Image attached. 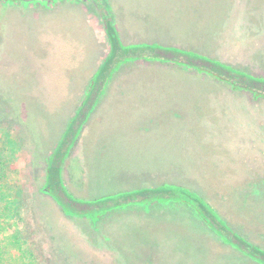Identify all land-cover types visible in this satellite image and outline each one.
Returning <instances> with one entry per match:
<instances>
[{
    "label": "rangeland",
    "instance_id": "1",
    "mask_svg": "<svg viewBox=\"0 0 264 264\" xmlns=\"http://www.w3.org/2000/svg\"><path fill=\"white\" fill-rule=\"evenodd\" d=\"M168 4L172 6V13H167L171 17L179 16L181 4L210 6L212 9L206 14L190 11V15L198 20L196 25L204 24L205 15L212 18L214 30L230 21L264 23V0H170ZM184 9L183 15H188ZM45 13L0 9V252H5L2 264H205L203 253L192 257L190 243L186 245L184 237L194 234L202 242L209 235L214 238L213 246H220L217 232L194 208L183 203L144 202V195H137L105 206L69 204L61 187L55 189L47 181L52 163L63 169L62 185L83 200L162 184L188 187L226 221L231 230L228 237L237 234L249 242L257 241L256 235L264 232L260 225L264 223V199L257 189L264 181V172L241 171L243 165H238L247 163L245 154L252 156L254 141L246 139L252 131L234 128L238 132L213 135L209 126L200 123L201 114L200 121L180 114L188 110L177 109L180 116L165 115L153 124H144V137L141 131L133 130L114 141L94 139L98 132L92 134L90 129L99 92L89 93L84 100V92L47 91L50 85L45 67L34 64V60L43 58L40 44L45 36ZM259 32L260 38L244 41L245 49L233 52L225 47L223 56L237 55L249 69L264 73V68L255 67L264 63V29ZM250 47L254 51H248ZM171 54L165 53V59ZM114 57L112 66L126 60H120V54ZM196 64L209 69L201 62ZM193 72L191 77L174 73L175 79L165 78L166 83L191 82ZM222 74L228 82L264 93L262 86L228 72ZM94 77L97 84L100 79L105 81L104 74L96 73ZM196 78L193 83H201V77ZM212 83L227 85L216 80ZM92 102L95 103L90 109ZM148 119L144 117V121ZM71 120L73 126L67 133ZM237 120L229 124L249 121ZM81 123L84 125L79 140L62 159ZM227 136L232 149H242L243 155L227 156ZM61 144L62 149L56 153ZM112 144L117 146L116 154H112ZM67 204L72 214L65 213L63 205ZM100 210L104 212L95 220L87 217ZM174 234L181 236L180 244L175 252H168L164 245L168 242L162 240Z\"/></svg>",
    "mask_w": 264,
    "mask_h": 264
},
{
    "label": "crops",
    "instance_id": "2",
    "mask_svg": "<svg viewBox=\"0 0 264 264\" xmlns=\"http://www.w3.org/2000/svg\"><path fill=\"white\" fill-rule=\"evenodd\" d=\"M169 2L170 0H110V14L119 42L124 47L135 48L121 59H126L122 64L116 63L105 77V81L101 79L98 84L94 82V76L111 53L103 24L78 4L47 10L44 17L45 36L40 44L43 58L34 60L36 66L45 67L46 80L50 85L47 91L84 92L87 93L84 100L89 93L99 92L90 129L92 134L98 132L96 136L93 135L98 141L118 140L121 135L127 136L133 130L141 131L139 133L144 137V124H153L165 115H179L180 111H176L177 109L188 110L180 114L190 118L197 117L198 120V115L201 114L203 120H200V123L209 126L208 131L213 135L235 129H246L244 132L251 130L252 133L247 134L246 139L254 141L255 147L250 150L252 156L245 154L243 157L247 163L238 165H243L244 169L241 171L264 172V98L256 99L247 90L235 89L231 84L228 86L227 82H223L227 85H215L212 81L219 80L198 72L196 68H202L197 62L210 66L208 61L196 56L201 55L235 69L252 72L253 76L263 77L262 71L256 72L252 67L249 69V65L239 60L237 55L223 56L222 50L228 47L233 52L242 51L247 47L244 46V41L260 38L259 30L264 29V23L230 21L214 30L212 18L207 19L205 15L204 24L196 25L198 20L190 15V11L206 14L211 11L210 6H187L182 5V2L179 16L171 17L167 15L172 13ZM186 7L188 10L184 9ZM183 9L188 11V15H183ZM212 38L216 40L212 41ZM212 44L216 45L215 48ZM216 50L218 54L214 55ZM143 51L148 54L145 58ZM248 51L254 49L250 47ZM165 53H172L166 58L172 60L171 62L166 61ZM174 55H179L177 58L180 59L174 61ZM185 60L192 62L186 63ZM255 67L264 68V63ZM31 68L35 70L33 65ZM191 70H194L191 82L166 83L165 78L175 79L174 73L191 77ZM197 76L201 77L199 84L193 83ZM83 104L84 102L80 106ZM164 109L170 111L165 112ZM240 113L244 116L235 115ZM144 117L150 119L144 121ZM233 120L249 121L229 124ZM137 125L141 128L133 129V126ZM121 126L124 127L118 129ZM227 138L224 145L228 146L231 142L229 136ZM109 146L113 150L112 154H116L117 146ZM222 148L228 151L226 146ZM232 148L233 144H230L227 156L244 154L242 149ZM263 183L264 181L260 186ZM237 196L239 197V194ZM260 225L264 227V223ZM187 235L183 240L186 245L190 243V254L193 257L195 253H203L205 264H260L236 246L224 241L219 234L221 242L218 248L213 246L212 236H205V240L202 239L201 242L194 234ZM180 238L181 236L174 234L167 240H162L168 242L164 244L168 252L176 251ZM255 238L259 239L250 242L264 248V232Z\"/></svg>",
    "mask_w": 264,
    "mask_h": 264
},
{
    "label": "trees",
    "instance_id": "3",
    "mask_svg": "<svg viewBox=\"0 0 264 264\" xmlns=\"http://www.w3.org/2000/svg\"><path fill=\"white\" fill-rule=\"evenodd\" d=\"M102 22L106 27V31L109 37L110 45H111V53L106 58L102 66L100 67L98 74H101L109 65L111 60L113 59V56H115L117 53H129L130 51L135 48L134 46L124 47L119 42L118 36L115 31V27L112 23V21L108 18L106 15L104 18H102ZM199 58L204 59L205 61H208L210 66L208 70H203L199 68L198 66V72L206 73L208 75L213 76L215 79L221 81V82H227L230 83L233 88L235 89H243V90H249L253 92L256 95V99L263 97L264 94H257L254 90L250 88V86H239L236 85L233 82H228L225 78H223V74L225 72H228L230 74H234L242 81L251 82L254 84H262L264 86V77H256L251 74H248L245 71L235 69L231 66H228L224 63H221L218 60H210L207 59L204 56L196 55ZM93 81H91V84ZM89 92V91H88ZM60 170L58 168H55L51 165H49V168L47 170V181L49 183H53V176L56 174H60ZM63 192L65 196L72 202H78V203H84V204H101L106 205L108 203H115L119 201L120 198H129L136 195H144V202H161V203H167L170 201L174 202H180L183 204H186L192 208L198 213V215L201 217V219L213 230H215L226 242H229L230 244L236 246L237 248H240L244 250V252L248 253L253 257V253H261L264 255V251L256 247L255 245L251 244L246 239L240 237L237 234H233L232 241L227 236V232L229 233L230 228L228 227L226 221L217 213L216 210L211 207V205L197 192L193 191L192 189L180 185H173V184H162L156 188H144V189H137L132 192H125V193H119V194H111L107 196H103L100 198H97L95 200H83L78 199L74 197L66 188L63 189ZM64 211L66 214H72V211L69 209L70 205H63ZM100 214V213H99ZM87 217L92 218L95 220L94 215H87ZM5 255V252H0V264H2V258Z\"/></svg>",
    "mask_w": 264,
    "mask_h": 264
},
{
    "label": "flooded vegetation",
    "instance_id": "4",
    "mask_svg": "<svg viewBox=\"0 0 264 264\" xmlns=\"http://www.w3.org/2000/svg\"><path fill=\"white\" fill-rule=\"evenodd\" d=\"M72 4H78V6H80V7L82 6L90 14H92L94 17H96L102 24H103L102 18H104L106 15L112 21V16L110 14L111 13L110 0H0V9L2 11H6V12L11 11V9H13V10H17V11L23 10V11H26L28 13H34V12H44V11L46 12L47 10L54 8V7H57V6H70ZM118 54H120L122 56V58H124L126 56V54H128V53H126L125 56L123 55V53H117L116 55H118ZM147 55H148L147 53H144V57H146ZM122 58H120V60ZM114 60H115V57L113 56V59L109 63L108 67L103 72H101L100 76H102L104 74V76L106 77L110 73L111 69L114 67L111 64V63H113ZM174 61H178V58H174ZM115 63H117V62H115ZM260 86H262L264 88V86L262 84H258V87H260ZM255 93L259 94L261 92H255ZM94 103L95 102H92L90 109L93 108ZM80 125L81 126H80L78 132H76V134L73 137V140L69 143V147L67 148L66 152L63 153L62 159H64L66 157V154L69 152V149L74 147L76 142L79 140V134H80V131H81L82 126L84 124L81 123ZM72 126H73V120H71L68 124V127L66 129L67 133L70 131ZM62 147H63V144H61L59 147H57L56 153H58L62 149ZM51 166L58 168L61 172H60V174H56L53 176V180H54L53 183H49V182L48 183L52 184L53 188H55V189H57L58 186H60L62 189V192H63V189H65V187L62 185V183H63V169L61 166H55V164H53V163L51 164ZM257 189H260L259 193L262 195V197L264 199V183L262 186H258ZM45 191L47 193H49L48 190L45 189ZM63 194H64V192H63ZM125 198H120L119 201H117L113 204L119 203L122 199H125ZM68 202H69V204L70 203H78V202H72L69 199H68ZM82 204H84V203H82ZM108 204H112V203H108ZM93 205H101V204H93ZM103 212H104L103 210H100L99 212H95L91 215H94V217H97L98 215H101ZM88 215H90V214H88ZM230 240L232 241V238H230ZM255 246L264 251V248H262L261 246H259V245H255ZM240 250H242V249H240ZM242 252H244V250H242ZM244 253L246 255L250 256L251 258H254L258 263L264 264V255L263 254L256 252V253L252 254L253 255V257H252L248 253H246V252H244Z\"/></svg>",
    "mask_w": 264,
    "mask_h": 264
},
{
    "label": "water",
    "instance_id": "5",
    "mask_svg": "<svg viewBox=\"0 0 264 264\" xmlns=\"http://www.w3.org/2000/svg\"><path fill=\"white\" fill-rule=\"evenodd\" d=\"M112 23H113V21H112ZM113 25H114V24H113ZM103 26H104V30H105V33H106V35H107L108 41H109V37H108L107 31H106V27H105L104 24H103ZM109 43H110V41H109ZM110 46H111V45H110Z\"/></svg>",
    "mask_w": 264,
    "mask_h": 264
}]
</instances>
